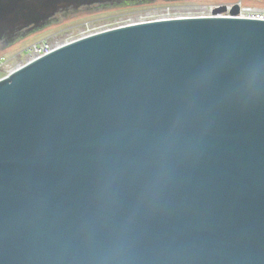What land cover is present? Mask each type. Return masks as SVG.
<instances>
[{"label":"water","instance_id":"1","mask_svg":"<svg viewBox=\"0 0 264 264\" xmlns=\"http://www.w3.org/2000/svg\"><path fill=\"white\" fill-rule=\"evenodd\" d=\"M150 1L0 0V49ZM240 10L101 30L0 79V264H264V19Z\"/></svg>","mask_w":264,"mask_h":264},{"label":"rangeland","instance_id":"2","mask_svg":"<svg viewBox=\"0 0 264 264\" xmlns=\"http://www.w3.org/2000/svg\"><path fill=\"white\" fill-rule=\"evenodd\" d=\"M234 3L264 10V0H153L116 8L88 10L78 15L63 17L44 30L0 49V75L6 76L26 64L31 59L30 49L37 42L49 41L57 44L90 32L136 22L210 15L214 7L223 4L230 6Z\"/></svg>","mask_w":264,"mask_h":264},{"label":"built area","instance_id":"3","mask_svg":"<svg viewBox=\"0 0 264 264\" xmlns=\"http://www.w3.org/2000/svg\"><path fill=\"white\" fill-rule=\"evenodd\" d=\"M239 5H240V8H241V10H240V15L241 16L250 17V18L264 19V10H259L257 8L252 7V6H244V5H241V4H239ZM96 32H98V31H96ZM91 33H95V32H90V33H87V34H83L82 36H85V35H88V34H91ZM82 36H80V37H82ZM70 41H72V40H70ZM70 41H67V42H70ZM67 42L54 44V43H51L49 41H43V42L34 43L33 46L30 49V56H31L30 60H32L34 58H37V57H41V56L47 55V54L51 53L57 47L63 45L64 43H67ZM3 77L4 76L0 75V79L3 78Z\"/></svg>","mask_w":264,"mask_h":264},{"label":"bare ground","instance_id":"4","mask_svg":"<svg viewBox=\"0 0 264 264\" xmlns=\"http://www.w3.org/2000/svg\"><path fill=\"white\" fill-rule=\"evenodd\" d=\"M230 6H232V5H230ZM230 6H229V7H230ZM211 14H212V13H211ZM164 19H167V18H164ZM64 44H65V43H64Z\"/></svg>","mask_w":264,"mask_h":264},{"label":"flooded vegetation","instance_id":"5","mask_svg":"<svg viewBox=\"0 0 264 264\" xmlns=\"http://www.w3.org/2000/svg\"><path fill=\"white\" fill-rule=\"evenodd\" d=\"M44 30V29H43Z\"/></svg>","mask_w":264,"mask_h":264}]
</instances>
